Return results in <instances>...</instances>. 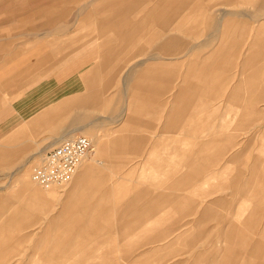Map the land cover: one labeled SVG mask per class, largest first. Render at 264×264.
<instances>
[{
    "label": "rangeland",
    "instance_id": "rangeland-1",
    "mask_svg": "<svg viewBox=\"0 0 264 264\" xmlns=\"http://www.w3.org/2000/svg\"><path fill=\"white\" fill-rule=\"evenodd\" d=\"M261 1L263 0H250L244 3L241 0H232L233 5H231L228 0H0V136H2L3 122L11 117H23L15 130L3 139L0 137V256L8 251L5 248L9 249V258L1 260L0 264L1 262L4 264H49V260L57 258L61 261H69L79 253L85 254V258L103 253L106 262L193 263L194 256L199 252L196 246L194 247L191 243L188 244L189 247H186V243H177L171 247L167 245L170 239L192 229L196 220L192 204L186 206L184 210L179 208L172 217L165 219L152 218L151 215L138 217L142 215L138 212V209L143 206L142 199L126 204L125 202L130 198L135 200V196L136 199L142 198V190L159 192L161 180L155 181L154 185H151L149 180L151 168L148 157L154 150L160 151L162 157L166 150L167 139L161 137V132L167 125L164 117L173 100V93L177 86L182 84L185 76L181 73L187 74L189 70L187 75L190 79L195 78V83L198 84L195 70L200 67V64H193L188 70L185 67L189 62L203 61L216 46L217 49L220 47L218 42L220 37H224L227 29L225 26L219 29L222 13H233V16H227L232 20L230 28L227 29L228 36H232L233 32L236 37L240 34L241 27L245 26L243 27L245 29L248 27V36L243 37L246 41L233 43V52L226 57L225 64L219 69L229 77L226 84L228 90L241 80L242 57L246 51L251 50L254 43L257 32L255 12L262 9L257 7L258 2ZM204 2L209 4L206 5L203 13L209 15V6L212 5L213 13H216L215 23L221 32L215 31L212 42L205 46L201 44L202 50H193L184 60L179 59L178 57L186 53L188 46L196 44L193 41L195 38L188 36L189 41L184 43L181 53L177 54L179 50L174 49L175 42H173L174 45L172 43L170 46L165 45L169 36L180 35L174 30L175 28L170 27L181 23L186 12L190 9L194 10ZM137 3L140 4L132 7ZM139 10H142L140 16L149 11L153 13L154 20H150L149 25L153 24L150 29L161 32L162 35L145 37L146 42L143 40L129 42L125 32L128 30L127 26L136 21L134 16ZM238 11H246V15L250 18L237 16ZM208 15L201 20V32L198 37L205 40L207 37L204 35L208 33L206 25H209ZM84 18L85 22L82 23ZM212 26H214L213 23ZM188 28L193 27L188 26ZM144 29L137 28V33H142ZM225 36L226 40L227 35ZM237 39H240L239 35ZM2 40L8 42L1 43ZM159 43L163 46L160 47ZM155 47L161 48L162 52L170 55V58L165 59H167L166 62H170L169 74L173 77L169 76V78L172 81V87L170 91L163 93L153 92L152 86L141 89L143 96L148 98L142 101L135 98L136 94H139L138 91L134 89L129 91L128 78L131 80L132 87L150 78L153 79L152 82L161 84V79L164 78L161 72L149 74L147 79L141 78L142 72L136 74L133 72L137 66H147L154 61L150 59V56L154 55ZM192 55L197 57L192 58ZM263 55L264 45L261 43L257 46V58L252 59L250 65L255 68V62L258 65L261 63V67H258L264 69ZM155 61L163 60L158 58ZM166 62L164 65L167 64ZM209 64L210 61L207 65ZM67 67H73L74 73L81 67H86L89 72L104 69L105 74L98 75L99 78L104 79V84L97 81L95 87L91 88L89 85V105L73 106L66 110L65 116H62L65 113V106L54 104L59 103L60 100L64 102L65 96L52 99V88L57 85L63 88L61 92L68 94L73 92L74 95L80 93V91L72 90L75 89V85L71 84V76L63 74ZM179 71L180 74L177 73ZM96 76V74H90L87 77L90 79ZM73 77L79 78L80 75H73ZM197 86L195 85L196 88ZM195 87L190 91L192 101L189 103L185 101L187 104L182 106L181 113L179 112L180 114L178 113L171 121L175 127L170 130L174 133L179 127L183 128L188 123V121L184 122V119L196 118L192 116L195 98L202 102L210 101L211 105L208 107L210 111L205 110L210 114L201 116L200 125H195L197 126L195 130L194 127L188 131L185 130V139L190 141L202 138L201 135H213L212 133H215L213 125L217 126V132L221 133L219 129L224 127V121L227 118L223 113L224 108L218 106L224 99L208 98L206 90H202L204 96L197 95L199 90ZM78 102L80 101H73L74 104ZM15 103L22 107L19 114L14 112L16 111L13 106ZM213 110H218L217 115L212 114ZM82 113L87 116L76 115ZM261 126L262 124H250L248 133L236 136L232 152L243 147L248 140L247 137L261 130ZM81 128L84 130L81 131ZM87 131H93L102 139L108 137V140L102 141L108 144L99 160L98 174L92 176L97 178L98 182L93 192L85 194L82 203L83 211L78 210L74 213L77 214V220L80 222L78 226H80L71 227V229L65 226L69 219H62L58 221V227L54 228L51 224L57 221L56 216L66 197L65 189L75 176L67 182L45 188L32 181L31 173L41 162L43 153L47 149L64 138H70L69 136L61 137L63 134L79 133L78 135L89 138ZM241 131L238 126H235L228 133H233L232 137H235V134ZM129 137L132 138L129 146L120 148L114 144L118 139ZM235 145L238 148H235ZM258 148V142L250 147L244 158L245 163L249 164L254 160L258 154ZM91 155L92 152L89 157ZM237 166L241 164L238 163ZM243 166L246 168L247 165ZM249 174L250 170H246L243 172V177L247 178ZM16 192L24 195L38 193L41 206L37 203H29L28 205L35 206V210H29L23 214L14 226L1 225L15 208L24 206L27 200L23 195H18L16 198L7 196L8 193ZM239 200H245L244 196L242 199L237 197L228 201L226 208L229 212H226L225 216L235 213L232 208L236 207ZM99 202L101 204L97 205ZM93 206L101 209L98 212L91 211ZM258 214L264 216L262 211H258ZM89 215L91 218H87ZM251 215L257 216L255 211H251ZM137 220L141 221V224L135 228L132 225ZM88 222L92 224L99 222V225L88 226ZM19 223L23 225L17 226ZM126 223L131 225L128 228L131 233L128 235L117 233V231L127 230L123 227L128 225ZM185 223L186 225L182 226ZM50 230L52 235L49 234ZM81 231L89 233L81 234ZM165 231L169 233L163 234L162 232ZM53 232H60L61 238H68V241L60 244L51 241L52 247H49L50 237L54 236ZM138 232L140 234H137ZM187 235L190 238L192 236L190 232ZM256 236L254 235L253 238ZM127 238L129 240H125ZM18 240L22 241L17 244ZM126 246L130 249L124 250ZM56 247H58L57 250ZM13 249L16 251L12 253ZM205 252L213 253L216 259L223 255L222 248Z\"/></svg>",
    "mask_w": 264,
    "mask_h": 264
},
{
    "label": "crops",
    "instance_id": "crops-1",
    "mask_svg": "<svg viewBox=\"0 0 264 264\" xmlns=\"http://www.w3.org/2000/svg\"><path fill=\"white\" fill-rule=\"evenodd\" d=\"M249 1L250 0H241V2L244 3H247ZM228 3L233 5L232 0H228ZM138 4L140 3L133 4L132 7H134V5L135 7H137ZM207 4L209 3L204 2L199 4L200 6H197L194 10L190 9L185 13L183 21L181 23L177 24L174 27H170L173 29L175 28L174 30L180 33V35L169 36V39L165 45L170 46L173 44V42H175L174 44H176V46H174V49L177 51L179 50L177 54L181 53V50L184 48V43L189 41L188 36H193L195 38V40L193 41H195L196 44L193 46H188L185 51L186 53L178 57L179 59L184 60L193 52V50H202L203 47L201 44H204L205 46V44L212 42L211 39L215 34L214 32H221V30H219L220 27L225 26L227 29L230 28L232 20L227 16H233V13H222V23L219 25L218 29L215 23L216 13H213L211 5L209 6V15L208 13L206 14L209 16V25H206V28H208V33L204 35L207 37V39L205 40L202 38H198L201 32V20L204 16H206L203 12L206 10ZM257 5V7L262 8V11L258 10L255 12V16L257 15V20L255 19L256 17L254 18V20H256L257 23V32L251 50L246 51V54L242 57V71H240L241 80H239L236 84H234L233 87H231V89L228 90L226 84H228L229 77L224 75L225 72L223 74V72L219 69L222 68L221 66L223 64H225L226 57H228V55L233 52V43L246 41V39L243 37L248 36V27H246L245 29L243 28L245 26L241 27L240 34H237V36H240L239 40L237 39V36L234 37L233 32L231 33L232 36H228L226 29L224 32V37H226L225 35H227V39L225 40L224 37H220V40L218 42L220 43V47L218 49L216 46L212 52L205 56V59L203 61L196 63L189 62L188 66L185 67L186 70H188L191 65L200 64V67L195 70L198 84L195 83V78H191V80L187 75L189 73V70L187 74H185L184 72L181 73L185 76L182 79V84L180 86H177L176 91L173 93V100L169 105V108L167 109L166 115L164 117L167 125L162 129L161 132V137L167 139V141H165L166 150L162 157L160 156L162 153L155 150L152 151V153L148 157V164L151 168V174L149 176L150 183L151 185H154L155 181L159 179L161 180V188L157 193L153 190H142V198L136 199L135 196V200L130 198L125 202L126 204L127 202H137L142 199L143 206L138 209V212L142 213V215L138 217H150L151 215L152 218L160 217L165 219L172 217V214L174 212H177L179 208L181 210H184L186 206L192 204L194 215L196 218L195 223H193L192 229L177 235L174 239H170L168 241L170 243L167 244L170 247L177 243H186V247H189L190 245L188 244L190 243L194 245V247L196 246V248L199 249V252L194 256L192 264H264V216H260L258 214V211L264 212V69L260 68L261 63L258 65L255 62V68L253 65H250L252 63V59L257 58V46H259V44L261 45V43H263L264 45V0L258 2ZM141 12L142 10H139L138 14L134 16L136 21H134L130 26H127L128 30L125 32L127 33L125 36H128V39L130 40L129 42L142 40L143 42H146L144 40L145 37H154L163 34L161 32L150 29V27L153 25H149L150 20H154L153 13L149 11L140 16ZM237 16L245 18L244 16H247L246 11H238ZM247 17L250 18L249 16ZM83 22H85V18L82 19V23ZM212 23L214 24V26H212ZM148 25L149 27H147ZM188 26H192L193 28H188ZM137 28L145 29L143 30V32L141 31L142 33L138 34ZM3 42L8 41L2 40L1 43ZM159 46L162 47L163 44L159 43ZM154 50H156L154 55L150 56V59L154 61L149 63L147 66H137L136 70H134L133 72H135V74L137 72H142V76L144 77L141 76V78L144 79H147L146 77L149 74L161 72V74L164 75V78L161 79V84H157L155 81L152 82L153 79L150 78L151 81L149 79H143V82L136 83V85H133L132 87L131 80L130 78H128L129 91H133L131 89L138 91L139 94H136L135 98L142 101L144 98L146 100H148V98L146 96H143V94L140 92L141 89H146L152 86L153 88L151 90L153 92L163 93L165 91H170L172 87V81L169 78V76H172V74H169V67L171 66L168 65L170 64V62H166L167 59H165L170 58V55L162 52L161 48L159 47H155ZM191 57L195 58L197 56L192 55ZM262 57L264 58V55ZM158 58L162 59L163 61H155ZM220 60H223V62H220ZM209 61L210 64L207 65ZM165 62L167 63L166 65H164ZM211 66L213 67V69ZM98 68H96V70ZM86 69V67H81L79 71H76V73H74L73 67H67L63 72V74H65L66 76H71V84L75 85V89L72 90L74 92L80 91L79 94L74 95L73 92L69 94L66 92H61L63 88L58 87L57 85L52 88V99L65 96L64 102H62L63 100H60L59 103L54 104L55 106H65V113L62 116H65L67 114L66 110L69 108H73V106L84 107V105H89V85H91L92 88L95 87L97 81H101L103 83L104 79L102 80L98 75L105 74L104 69H98L95 72H89ZM177 73L180 74V71ZM90 74H96L97 76L96 78L92 77L88 79L87 76ZM73 75H80V77L75 78L73 77ZM218 76L220 77L218 78ZM230 80L234 79L230 78ZM252 80L255 81L250 82ZM195 85H198V88H196ZM201 86H203L204 88ZM194 87L196 88V90H199V92H197V95H203L202 90H206L208 91V95H206V97H211L214 99H224L222 103H220L219 105L217 103V105L224 108L223 113L224 116H227V118L224 121V127H221L219 129L221 133H218L217 126L213 125L212 128L215 132L212 133L213 135H201L202 138L193 139L192 141H190L188 139H185L184 132L185 130L188 131L193 127L195 130V127H197L195 125H200L199 122L202 119L201 116L210 114V112L205 111H210V109L208 108L211 105L210 101L202 102L195 98V109L192 116H196V118L187 120L184 119L183 121H188V123L183 128L179 127L174 133H172L170 130L175 127L174 124L171 123V121H173L178 115L182 106L187 104L185 103V101H187L188 103L192 101V99H190V97H192L190 91L193 90ZM152 96L155 97L154 95ZM73 101L80 102L74 104ZM13 106L16 110L14 112L19 114V112L22 110V107H19L18 105H16V103L13 104ZM217 111L218 110H213L212 114L217 115ZM76 115L87 116V114L83 113ZM22 118L23 117L21 116H16L14 118L11 117L3 122L1 130L2 136L0 137H2L3 139L4 136L15 130L21 122ZM250 124H262L261 130L248 136L246 144H244L243 147H240L237 150L235 149V151L232 152V149L234 147L233 144L236 141V136L248 133L250 131V129H248ZM235 126H238V128H240L242 131L237 135L235 134V137H232L233 133L230 134L228 132L229 130L231 131ZM82 130L84 129L81 128V131ZM197 130L199 129L197 128ZM78 134L75 135L77 136ZM87 134L89 135V138L92 139V155L91 157H89L88 155L87 158L82 161L73 181L71 182V184H69L68 188L65 189L66 197L64 198L61 210L56 216L57 221L56 223L53 222L51 224L54 228L58 227V221H61L62 219H69V222L65 225L66 227L69 226L70 228H74L75 226H78L80 222H78L77 220V214L74 213L78 210L80 212L83 211L82 203L85 194L93 192L94 187L98 182V179L92 176L98 174L97 168L99 167V160L103 156L105 147L108 144H104L102 143V141L107 139L108 137H103L102 139V137L93 133V131H87ZM131 142L132 138L129 137L127 139H118L114 144L121 148L129 146ZM256 142H258L259 144L258 154L252 162H249V164H247L244 162L245 155L248 154L250 147H253ZM235 148L238 147L236 146ZM157 149L159 150V148ZM238 163L241 164V166H237ZM243 165H247L246 168ZM246 170H250V174L247 176V178H244L243 172ZM23 192L27 193L26 190H23ZM34 192L32 193V195H24L19 192L8 193L7 196L9 198H16L18 195H23L27 200H25L24 206L15 208V211L13 210L12 214L6 217L1 225L7 224L14 226L16 223H18L17 220L21 219L23 214H25L29 210H35V206H30L28 205L29 203H37L41 206V200L39 198L40 195ZM242 196H244L245 200H239V203L236 205V207L232 208L235 213L230 216H225L226 212H229L228 208H226L229 204L228 201L237 197L242 199ZM99 204L101 203H97V205ZM100 209L101 208L93 206L91 211L96 210L98 212ZM251 211H255L257 216H252ZM155 212L159 214H154ZM87 218H91V216L89 215ZM226 221H228L227 224H225ZM211 223L213 224L211 225ZM87 224L88 226H97L99 225V222H94L93 224L88 222ZM126 224L128 225H123V227L127 230L117 231V233L127 235L130 234L131 231L128 230V228H130L131 225L129 223ZM140 224L141 221L137 220L133 223L132 226L136 228L137 225ZM154 224L157 225L156 223ZM22 225L23 224L21 223L17 224V226L19 227ZM184 225H186V223L182 224V226ZM239 227H241L242 229H240ZM189 232L192 235L191 238L187 235L189 234ZM80 233L83 234L89 232L81 231ZM162 233L168 234L169 232L165 231ZM49 234L52 235V230H50ZM53 234L54 236L52 238L50 237V242L48 244L49 247H52V242H54L55 244H60L61 242L68 241V238H61L62 236L60 235V232H53ZM137 234H140V232H138ZM254 235L257 236L253 238ZM125 240H129V238ZM20 241L22 240H18L17 244ZM102 241L104 242L105 240ZM129 242L130 241H128V243ZM218 248H222L223 254L219 259H216V255H214L213 253L205 252L216 250ZM15 249L12 250V253L13 251H16ZM57 249L58 247H56V250ZM125 249L129 250L130 248L129 246H126L124 247V250ZM5 250L8 251L1 254L0 261H4L5 259L9 258V249L5 248ZM1 264L4 263L1 262ZM49 264L139 263L121 261L106 262L103 253L101 255H94L91 258H85V254L79 253L76 257L69 261H61L57 258L54 260H49ZM178 264L185 263L179 262Z\"/></svg>",
    "mask_w": 264,
    "mask_h": 264
},
{
    "label": "built area",
    "instance_id": "built-area-1",
    "mask_svg": "<svg viewBox=\"0 0 264 264\" xmlns=\"http://www.w3.org/2000/svg\"><path fill=\"white\" fill-rule=\"evenodd\" d=\"M90 151V141L82 135L47 149L41 164L33 171V181L45 188L69 181Z\"/></svg>",
    "mask_w": 264,
    "mask_h": 264
},
{
    "label": "bare ground",
    "instance_id": "bare-ground-1",
    "mask_svg": "<svg viewBox=\"0 0 264 264\" xmlns=\"http://www.w3.org/2000/svg\"><path fill=\"white\" fill-rule=\"evenodd\" d=\"M260 32V31H259ZM261 34V33H260ZM262 66H264V62L262 63ZM252 75V74H251ZM249 81V80H248ZM253 81H255V80H252V81H250V82H253ZM257 81H258V79H257ZM242 85V84H241ZM47 106V105H46ZM72 132H67L66 134H63V136H61V137H64V136H74L75 134H71ZM60 137V138H61ZM85 137V136H84ZM73 138H75V136L74 137H70V138H64V139H62V140H60V141H58V143H56V144H54L52 147H54V146H56V145H58V144H60L61 142H63V141H66V140H71V139H73ZM89 141H90V144H91V151L81 160V162L79 163V165H78V168L80 167V164L82 163V161L85 159V158H87V156L93 151V144H92V141L90 140V138H88V137H86ZM94 140V139H93ZM52 147H50V148H52ZM49 148V149H50ZM95 149H96V147H95ZM41 162H42V160H41ZM41 162L34 168V169H36L37 167H39V165L41 164ZM78 168H77V170H76V172H75V174L72 176V177H74L75 175H76V173H77V171H78ZM34 169H33V171H34ZM33 171H32V173H31V178H32V174H33ZM32 181H33V179H32ZM36 185H38L35 181H33ZM59 184H62V183H59ZM59 184H54V185H59ZM40 186V185H39ZM53 186V185H52ZM52 186H50V187H52Z\"/></svg>",
    "mask_w": 264,
    "mask_h": 264
}]
</instances>
